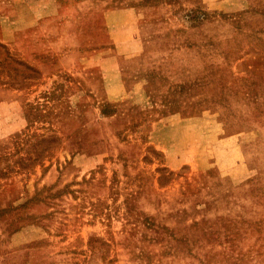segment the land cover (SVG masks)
I'll return each instance as SVG.
<instances>
[{
    "label": "rangeland",
    "instance_id": "1",
    "mask_svg": "<svg viewBox=\"0 0 264 264\" xmlns=\"http://www.w3.org/2000/svg\"><path fill=\"white\" fill-rule=\"evenodd\" d=\"M0 264H264V0H0Z\"/></svg>",
    "mask_w": 264,
    "mask_h": 264
}]
</instances>
